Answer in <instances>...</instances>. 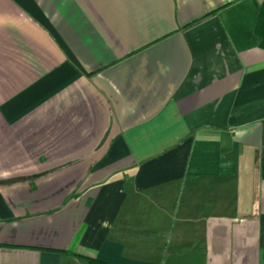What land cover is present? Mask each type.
<instances>
[{
	"label": "crops",
	"instance_id": "obj_1",
	"mask_svg": "<svg viewBox=\"0 0 264 264\" xmlns=\"http://www.w3.org/2000/svg\"><path fill=\"white\" fill-rule=\"evenodd\" d=\"M264 0H0V264H264Z\"/></svg>",
	"mask_w": 264,
	"mask_h": 264
},
{
	"label": "trees",
	"instance_id": "obj_2",
	"mask_svg": "<svg viewBox=\"0 0 264 264\" xmlns=\"http://www.w3.org/2000/svg\"><path fill=\"white\" fill-rule=\"evenodd\" d=\"M255 32L258 36L259 45L264 47V3L261 5L259 15L256 21ZM89 264H93L92 260H88Z\"/></svg>",
	"mask_w": 264,
	"mask_h": 264
}]
</instances>
